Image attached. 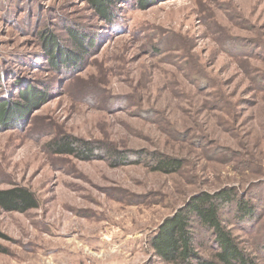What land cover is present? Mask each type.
I'll return each mask as SVG.
<instances>
[{"label": "rangeland", "instance_id": "1", "mask_svg": "<svg viewBox=\"0 0 264 264\" xmlns=\"http://www.w3.org/2000/svg\"><path fill=\"white\" fill-rule=\"evenodd\" d=\"M46 34L75 68L49 65ZM28 84L47 102L0 128V190L27 187L40 206L0 209V264H164L147 244L162 221L224 188L254 207L222 219L264 264V0H132L112 23L86 0H0V100ZM63 137L98 159L56 154ZM108 150L143 163L114 166ZM151 155L183 167L156 172Z\"/></svg>", "mask_w": 264, "mask_h": 264}, {"label": "trees", "instance_id": "2", "mask_svg": "<svg viewBox=\"0 0 264 264\" xmlns=\"http://www.w3.org/2000/svg\"><path fill=\"white\" fill-rule=\"evenodd\" d=\"M132 0H86L89 7L100 20L112 23L120 5L130 4ZM146 8L153 0H135ZM72 42L78 49V56L89 54L94 46L89 40L90 48L86 47V37L69 29ZM89 38V37H88ZM45 57L54 70L66 65L75 68L80 62L73 52L60 49L58 40L49 34L43 35ZM16 100H0V128L12 129L20 126L31 111L46 103L47 95L38 87L28 84L17 89ZM53 151L59 155L75 156L82 161L98 159V149L92 143L74 137H63L50 143ZM110 151V150H108ZM114 166L141 164L132 162L131 158L110 151ZM155 164L154 171L165 174L179 172L183 162L168 156L151 155ZM39 200L35 193L24 186H14L0 190V209L6 213L26 214L38 209ZM232 208L241 220L254 217V207L244 198L237 197L234 188H224L213 193L201 192L189 198L187 202L172 216L165 218L156 233L147 242L154 256L164 264H257L254 257L248 254L236 241L234 231L222 219V214ZM0 238L3 234L0 232ZM209 250L206 256L202 250ZM3 248L0 246V253Z\"/></svg>", "mask_w": 264, "mask_h": 264}]
</instances>
